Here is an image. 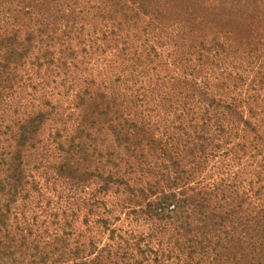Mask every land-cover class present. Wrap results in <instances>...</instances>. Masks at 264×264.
<instances>
[{
  "label": "trees",
  "instance_id": "1",
  "mask_svg": "<svg viewBox=\"0 0 264 264\" xmlns=\"http://www.w3.org/2000/svg\"><path fill=\"white\" fill-rule=\"evenodd\" d=\"M11 12L0 5L6 20L0 22V264H264V105L256 94L264 72L253 78L256 88L248 85L253 94L241 89L218 96L208 82L186 79L180 98L160 105L148 100L155 88L143 84L135 110L121 114L108 107L100 114L107 121L79 122L89 137L107 127L117 148L109 153L111 166L97 174L62 167L70 180L101 181L95 192L84 189V200L73 203L79 214L71 216L100 233L73 229L64 213L57 223L66 229L45 234V220L30 222L18 203L29 195L22 152L36 146L32 141L45 133V120L40 112L15 120L13 112L22 92L45 84L30 72L24 80L27 66L75 68L77 50L66 38L60 57L48 54L45 64V32L20 38ZM204 59L201 53L198 60ZM101 194L114 198L110 207L99 202ZM87 206L103 212L81 219Z\"/></svg>",
  "mask_w": 264,
  "mask_h": 264
},
{
  "label": "rangeland",
  "instance_id": "2",
  "mask_svg": "<svg viewBox=\"0 0 264 264\" xmlns=\"http://www.w3.org/2000/svg\"><path fill=\"white\" fill-rule=\"evenodd\" d=\"M3 4L13 10L7 16L20 30V38L38 37L39 28L45 32V64L48 54L60 57L66 38L73 40L77 50L75 68L45 65L40 71L27 66L20 73L24 80L30 72L35 80L43 77L45 84L22 92L13 112L15 120L39 112L45 120V133L42 129L32 141L36 146L28 145L22 152L29 195L18 202L30 222L45 220V234L66 229L63 222L57 223L64 213L73 229L87 235L100 233L71 216L79 214V206L73 203L84 200V189L95 192L101 181L94 177L70 180L67 170L97 174V168L111 166L109 153L117 148L107 127L94 129L89 137L79 129V122L89 126L107 121L100 114L108 107L121 114L135 110V92L143 84L155 88L148 100L160 105L165 99L178 100V88L186 79L208 82L218 96H231L241 89L253 94L248 85L257 72H264V0H0ZM0 22H6L5 18L0 17ZM96 38L100 41L93 50ZM201 53L208 60L199 61ZM141 72L148 76H140ZM239 76L243 79L238 80ZM256 89L264 105V85ZM63 165L69 167L64 170ZM97 198L108 207L114 199L102 194ZM102 212L87 206L80 217L89 214L95 220Z\"/></svg>",
  "mask_w": 264,
  "mask_h": 264
}]
</instances>
